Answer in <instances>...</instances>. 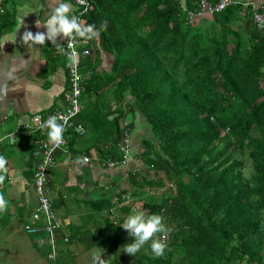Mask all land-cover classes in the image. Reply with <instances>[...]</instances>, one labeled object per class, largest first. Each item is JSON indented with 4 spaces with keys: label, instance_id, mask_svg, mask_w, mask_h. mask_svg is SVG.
Listing matches in <instances>:
<instances>
[{
    "label": "trees",
    "instance_id": "obj_1",
    "mask_svg": "<svg viewBox=\"0 0 264 264\" xmlns=\"http://www.w3.org/2000/svg\"><path fill=\"white\" fill-rule=\"evenodd\" d=\"M89 1L84 20L100 35L99 42L87 28L78 35L90 50L80 58L82 97L113 90L117 106L80 114L83 122L99 126L96 148L113 161L123 159L128 112H139L151 131L139 156L146 170L130 172L131 190L118 195V203L128 192L139 202L136 224L125 228L131 203L117 224L106 218L104 264H264V31L232 7L214 13L218 30L202 29L187 12H198L200 0ZM102 51L114 55L111 72L100 69ZM59 231L52 264L69 253Z\"/></svg>",
    "mask_w": 264,
    "mask_h": 264
},
{
    "label": "crops",
    "instance_id": "obj_2",
    "mask_svg": "<svg viewBox=\"0 0 264 264\" xmlns=\"http://www.w3.org/2000/svg\"><path fill=\"white\" fill-rule=\"evenodd\" d=\"M217 1L200 0L199 8L203 2L215 5ZM237 1L255 6L264 15V0ZM181 2L184 6L187 0ZM3 7L5 12L0 14V137L29 123L35 114H46L60 105L68 89L71 60L58 51L68 36L69 22L77 16V8L70 0H6ZM232 8H239L242 17L250 14L253 18L252 9ZM242 17L243 25L246 18ZM213 22L214 14L195 18V24L208 31L210 27L219 29ZM84 28L99 42V30L87 27L85 20ZM100 58L101 71L111 72L114 55L102 51ZM102 96L94 93L82 97L80 114L89 111L94 118L101 105L116 108L113 90H109L104 99ZM127 99L132 97L128 95ZM80 114L77 121L85 126L86 133L66 135L68 146L55 153V166L48 173L47 190L61 220L58 231L69 239L68 248H63L62 252L68 249L66 260L71 264H86L85 258L91 257L87 264H99L104 260H99L93 250L97 241L105 242L106 218L111 219L106 213L118 202L120 191L131 190L129 173L146 170L139 156L143 151L142 142L150 137L151 131L139 112H128L123 126L130 133L132 155L125 164L108 167L97 161V158L103 160L96 148L99 126L85 124ZM34 140L20 138L15 143L0 144V264H52L48 257L49 247L42 238L27 235L25 231L36 203L33 174L38 158L34 155ZM84 155L93 159L85 162ZM148 190L149 187L143 188L145 193ZM110 202L112 206L107 208ZM136 203L139 204L133 201L130 205ZM134 209L126 219L127 229L132 221L130 217L138 212ZM121 212L122 209L119 214ZM86 232H93L98 240ZM85 246L95 247L86 250Z\"/></svg>",
    "mask_w": 264,
    "mask_h": 264
},
{
    "label": "built area",
    "instance_id": "obj_3",
    "mask_svg": "<svg viewBox=\"0 0 264 264\" xmlns=\"http://www.w3.org/2000/svg\"><path fill=\"white\" fill-rule=\"evenodd\" d=\"M6 0H0V14L5 12L3 2ZM77 8V16L73 21L68 24V36L59 49L58 53L71 60L68 67V89L63 95V99L60 105L52 111L35 114L31 121L27 124L17 126L13 131L0 137V144H4L6 141L15 143L20 138L32 140L34 134L41 131L42 134L54 127L58 128V134L52 139H45L42 135L36 138L34 155L38 158V163L35 167L33 174L34 190L38 199V203L34 211L32 212L31 221L25 225V231L29 235H42L45 234V238L50 241V251L48 257L50 260H55L58 253L56 235L57 231L61 228V220L53 207V202L48 194L47 183L48 173L50 169L55 166V153L59 149H66L68 142L66 135L69 131L76 135L83 136L86 133V128L82 123L77 121L78 115L81 113L82 105L81 98L84 91V74L80 69V58L83 55L90 54L88 48L81 49L79 45L78 35L83 30L84 15L87 14L92 8V4L89 0H70ZM232 6H240L243 11L252 9L253 19L256 29L264 31V15L259 12L255 6H251L248 3H241L237 0H218L215 5H207L203 2L201 9L198 12L188 11L189 22H193L195 18H200L205 15H213L226 10ZM124 128V141L121 145V151L123 153L122 161L113 160H101L97 158V161H101L102 165L108 167H116L125 164L132 155V147L130 140L129 130ZM83 161L89 162L92 157L84 155ZM122 203H115L112 208L106 213L111 216L112 222L117 224L118 212H120L124 204H129L132 200L130 193L122 196ZM168 239V234L163 233L161 241L164 243ZM68 241V239H66Z\"/></svg>",
    "mask_w": 264,
    "mask_h": 264
},
{
    "label": "rangeland",
    "instance_id": "obj_4",
    "mask_svg": "<svg viewBox=\"0 0 264 264\" xmlns=\"http://www.w3.org/2000/svg\"><path fill=\"white\" fill-rule=\"evenodd\" d=\"M133 202V200L130 202V203H132ZM132 206H133V208H136V210H138V209H140V207L138 208V206H140V205H138L137 203L136 204H132ZM134 224H136V222H134L133 220L129 223V225H130V227H134ZM27 234V233H26ZM28 235V234H27ZM40 238H42V237H40ZM44 242H45V244L49 247V244H50V241H49V239H47V238H44V239H42ZM100 246L101 247H96V248H94V252H97L96 253V255L95 256H97L98 257V259L100 260H104L103 262H101V263H99V264H104V262H106L108 259H109V257H110V254L108 253V251H107V249L106 248H108V246H107V244H105V242H102V243H100ZM88 259V260H87ZM91 259V257H86L85 258V261H86V264H87V261H89ZM63 262H64V264H71V263H69L68 262V260H63ZM90 263V262H89ZM88 263V264H89Z\"/></svg>",
    "mask_w": 264,
    "mask_h": 264
},
{
    "label": "water",
    "instance_id": "obj_5",
    "mask_svg": "<svg viewBox=\"0 0 264 264\" xmlns=\"http://www.w3.org/2000/svg\"><path fill=\"white\" fill-rule=\"evenodd\" d=\"M34 195H35V198H36V199H35V202H36V203H35V208H36L37 203H38V199H37V196H36L35 190H34Z\"/></svg>",
    "mask_w": 264,
    "mask_h": 264
}]
</instances>
